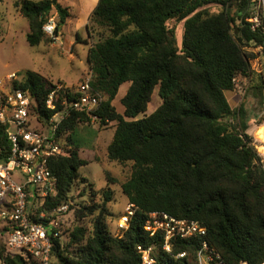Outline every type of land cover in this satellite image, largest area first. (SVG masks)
Segmentation results:
<instances>
[{"label": "trees", "instance_id": "obj_1", "mask_svg": "<svg viewBox=\"0 0 264 264\" xmlns=\"http://www.w3.org/2000/svg\"><path fill=\"white\" fill-rule=\"evenodd\" d=\"M211 5L222 10L211 13ZM17 7L29 21L26 39L31 46L52 40L43 26L51 20L53 8L58 14L57 37L70 16L58 0H20ZM251 7L250 0H98L86 25L89 37H94L93 32L98 35L87 53L92 86L105 98L95 115L103 125L116 123L108 158L119 164L133 162L130 177L120 186L126 203L139 210L123 237L109 229L107 219L113 214L107 204L115 191L109 185L97 191L80 177V168L89 161L80 156L74 138L78 125L93 119L70 110L58 129L70 154L49 159L57 194L47 205L70 201L72 188L81 184L90 188L91 200L70 201L77 223L70 227L62 223V238L54 240L51 264H141L136 247L153 243L143 228L150 212L201 222L225 264L264 261V156L248 133L245 104L232 108L225 94L235 90L238 76L246 77L253 98L264 106V76L251 67L254 54L243 49L261 47L264 55V27L252 29L247 20ZM170 21L183 25L181 47ZM127 82L121 114L112 102ZM58 85L63 84L34 71L13 83L36 102L31 113L39 122L64 108L62 91L55 97V109L46 107L49 93ZM156 88L161 105L137 118L146 112ZM77 95L73 91L72 96ZM33 124L38 127L34 119ZM6 129L0 123V162L11 154ZM109 181L115 182L111 177ZM154 243L159 264H195L197 240L175 243L174 253L188 252L184 259L164 256L158 241ZM6 246L0 248L4 264L36 263L29 254L7 252Z\"/></svg>", "mask_w": 264, "mask_h": 264}, {"label": "built area", "instance_id": "obj_2", "mask_svg": "<svg viewBox=\"0 0 264 264\" xmlns=\"http://www.w3.org/2000/svg\"><path fill=\"white\" fill-rule=\"evenodd\" d=\"M251 16L247 19L252 29L264 27V0H250ZM56 20L51 19L43 26V31L54 40ZM261 48V47H260ZM19 77L11 73L0 80V123L6 124V132L11 144V154L0 162V221L4 223L7 234L6 245L9 251L23 252L32 256L35 264H51L54 240L62 238V216L69 210L70 203L64 202L54 207L47 205L48 199L57 194V177L49 169L52 157L69 156V147L62 145L58 136L61 122L70 110L82 111L97 120L95 111L105 100L102 93L92 86V77H85L76 86L58 85L46 100L48 109H55L57 92H64L61 105L50 118L39 122L31 113V96L13 86ZM235 79V87L244 93ZM76 92V97L72 93ZM35 120L38 127L33 124ZM139 207L126 203L124 211L116 220V236L123 237ZM144 231L153 239L145 247L138 245L137 252L141 264H159L156 249L158 241L160 252L170 258L184 259L188 252L174 253L173 248L179 240L195 239L198 248L195 264H225L219 251L207 240V228L193 219L173 217L165 212L147 213ZM240 264H247L241 261ZM264 264V261L261 263Z\"/></svg>", "mask_w": 264, "mask_h": 264}, {"label": "rangeland", "instance_id": "obj_3", "mask_svg": "<svg viewBox=\"0 0 264 264\" xmlns=\"http://www.w3.org/2000/svg\"><path fill=\"white\" fill-rule=\"evenodd\" d=\"M18 1L20 0H2L0 2V80H5L11 73H16L19 79H22L28 71H34L54 83L61 82L64 86H76L85 77H92V72L87 62V53L89 47L97 41L98 35L93 32L92 35L94 37H89L86 31L88 18L91 14L89 11L90 0H58L63 7L68 8L70 16L63 26L58 39L54 40L49 36L52 39L51 41L47 40L36 46H31L26 39V35L30 31L29 21L17 7ZM235 9L236 7L231 10L234 11ZM209 10L211 13H217L222 9L218 5H211ZM50 19L58 22V14L55 8L49 15ZM170 27L174 30L177 45L181 47L182 23L170 21ZM77 31L79 32L78 34H76ZM243 49L254 54L250 61L251 67L256 74L264 76V55L261 48L246 46ZM237 79L240 87H246V83H248L247 90L244 93L235 87L243 102L247 100L244 102L245 105L247 104V109L252 114H256L259 117V121H264V113L259 115L264 106L258 104L253 98L249 79L241 76H238ZM129 86L130 83L128 82L121 85L116 98L112 102L118 113H124L121 98L124 97ZM225 94L228 97L230 96L228 92ZM161 103L162 100L158 95V88H156L146 112L141 113L137 118L151 114ZM115 127V122L103 125L98 120H92L90 123L79 124L74 133V138L79 142L80 156L89 161V164L80 168V177L86 178L97 191L107 185L115 191L114 200L107 204L113 217H109L107 220L109 229L116 233L117 215L124 211L127 201L120 184L130 177L133 162L119 164L108 158L107 148L114 136ZM256 134H261L264 138V126ZM254 142L257 143L255 139ZM109 177L113 178L115 182L109 181ZM83 191L84 195H80ZM69 197L72 204L89 203L91 200L90 188L87 184L75 185ZM99 199L100 197L97 196L96 200L98 201ZM70 201L68 202L71 205ZM73 212L74 210H70L69 207L68 212L62 216L66 227L74 226L77 223ZM80 222L89 226L88 220ZM3 228L4 223L0 221V248L4 245L6 246L7 240V235ZM62 242L64 244L67 240L63 237ZM9 252L15 254V252ZM0 264L4 263L0 260Z\"/></svg>", "mask_w": 264, "mask_h": 264}, {"label": "crops", "instance_id": "obj_4", "mask_svg": "<svg viewBox=\"0 0 264 264\" xmlns=\"http://www.w3.org/2000/svg\"><path fill=\"white\" fill-rule=\"evenodd\" d=\"M98 3V0H90L89 2V11L92 12V10L96 7ZM79 32L77 31L76 34H78ZM244 79V78H243ZM246 80V79H245ZM229 93V97H227L230 105L232 108H236L239 107L243 102V100L241 99V95L236 91H228ZM245 104V103H244ZM246 109H247V104L245 105ZM248 110V109H247ZM249 113V129H248V133L253 136V138L255 139L256 142H258L260 144V149L259 152L264 156V138L262 137V135H257L256 133L264 126V121H259V117L255 114H252L250 112V110H248ZM262 113H264V111H260L259 115H261Z\"/></svg>", "mask_w": 264, "mask_h": 264}]
</instances>
